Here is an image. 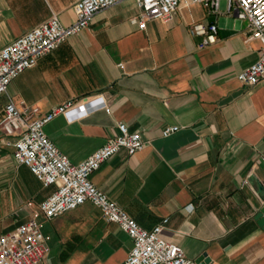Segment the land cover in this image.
Masks as SVG:
<instances>
[{"label":"crops","instance_id":"1","mask_svg":"<svg viewBox=\"0 0 264 264\" xmlns=\"http://www.w3.org/2000/svg\"><path fill=\"white\" fill-rule=\"evenodd\" d=\"M79 0H0V50L56 15L77 19ZM135 0L98 12L12 81L0 96L41 115L69 101L101 97L105 106L77 120L60 114L45 125L49 139L78 164L125 123L144 148L125 149L90 179L141 227L163 223L164 237L207 264H264V80L245 86L238 75L257 62L261 43L248 40V22L221 0L217 15L182 0L174 19L150 20L144 30ZM216 23V41L203 48L196 25ZM178 131L163 136L166 128ZM14 139L0 131V236L26 223L55 190L14 159ZM49 253L41 264H123L133 241L86 203L42 220ZM197 264V263H196Z\"/></svg>","mask_w":264,"mask_h":264},{"label":"built area","instance_id":"2","mask_svg":"<svg viewBox=\"0 0 264 264\" xmlns=\"http://www.w3.org/2000/svg\"><path fill=\"white\" fill-rule=\"evenodd\" d=\"M125 0H79L75 5L77 19L64 25L56 15L33 28L13 43L0 50V96L8 94L9 85L24 71L36 66L41 58L56 50L68 38L88 28L94 16ZM141 15L134 22L141 30L150 20L170 22L180 9L182 0H135ZM208 8L210 15H217L221 0H189ZM229 12L248 22V40L261 43L259 59L238 75L245 86H255L264 80V0H226ZM193 33L204 36L201 48L216 41L218 26L196 25ZM105 106L101 97L69 101L41 115L35 106L19 107L12 98L4 108L0 131L13 138L14 159L27 166L45 186H54V192L40 204L37 211L24 224L0 236V264H41L50 251L48 238L43 232L42 220L51 221L74 211L86 203L99 208L103 218L117 224L133 241V248L123 264H196L182 247L164 237L166 225L148 230L141 227L122 207L112 201L91 181V175L102 164L125 149L129 155L141 151L145 142L142 134L131 132L125 123H119L115 136L84 161L75 164L46 135L44 127L56 116L68 114L77 120ZM166 128L163 136L178 131Z\"/></svg>","mask_w":264,"mask_h":264},{"label":"water","instance_id":"3","mask_svg":"<svg viewBox=\"0 0 264 264\" xmlns=\"http://www.w3.org/2000/svg\"><path fill=\"white\" fill-rule=\"evenodd\" d=\"M263 199H264V195H263ZM256 219L259 223L260 226H262L264 228V205L262 206V208H260V210L258 211L257 215H256ZM209 259L207 258V256L204 254L202 257H200L198 260H196L197 264H207L209 263Z\"/></svg>","mask_w":264,"mask_h":264}]
</instances>
